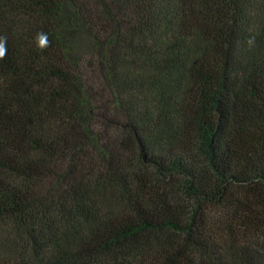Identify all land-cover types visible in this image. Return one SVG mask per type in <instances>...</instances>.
I'll list each match as a JSON object with an SVG mask.
<instances>
[{
    "label": "trees",
    "instance_id": "16d2710c",
    "mask_svg": "<svg viewBox=\"0 0 264 264\" xmlns=\"http://www.w3.org/2000/svg\"><path fill=\"white\" fill-rule=\"evenodd\" d=\"M0 36V264H264V0H0Z\"/></svg>",
    "mask_w": 264,
    "mask_h": 264
},
{
    "label": "clouds",
    "instance_id": "9594fccd",
    "mask_svg": "<svg viewBox=\"0 0 264 264\" xmlns=\"http://www.w3.org/2000/svg\"><path fill=\"white\" fill-rule=\"evenodd\" d=\"M38 47L41 49L48 46V35L47 33H39L38 37ZM7 54V40L6 37L0 36V59H3L5 55Z\"/></svg>",
    "mask_w": 264,
    "mask_h": 264
}]
</instances>
